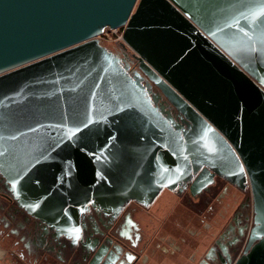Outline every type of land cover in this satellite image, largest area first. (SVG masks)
<instances>
[{
  "label": "water",
  "instance_id": "95a60500",
  "mask_svg": "<svg viewBox=\"0 0 264 264\" xmlns=\"http://www.w3.org/2000/svg\"><path fill=\"white\" fill-rule=\"evenodd\" d=\"M121 27L137 70L100 43ZM209 165L252 194L233 264H264V0H0V170L25 204L71 224Z\"/></svg>",
  "mask_w": 264,
  "mask_h": 264
},
{
  "label": "flooded vegetation",
  "instance_id": "af4514ba",
  "mask_svg": "<svg viewBox=\"0 0 264 264\" xmlns=\"http://www.w3.org/2000/svg\"><path fill=\"white\" fill-rule=\"evenodd\" d=\"M114 52L124 59L130 71L138 69L136 60L126 49L119 45ZM144 82L152 93H159L152 82ZM158 103L161 110L172 113L174 122L187 129L185 122L188 120L164 98H159ZM231 188L240 191L244 200L234 210L225 234L215 239L196 264H233L244 250L255 226L252 194L246 180L237 177L231 181L210 165L202 167L188 179L163 187L155 198L146 203L129 199L117 210H112L89 200L76 220L65 225L47 219V216L25 204L21 197L13 193L11 183L0 170V242L4 239L9 241V246H4L9 264H149L151 261L164 264L161 258L154 257L152 251L162 255L175 253L178 258L181 243L192 241L180 234L174 237L168 235L175 233L167 230L172 222L175 223L170 216L178 211L185 215L190 209L194 211L195 207L200 210L205 207L210 212L215 199L237 195ZM164 191L170 193L168 197H162ZM200 212L196 215L195 210L192 219L203 221ZM145 217L148 219L146 226L141 222ZM191 228L184 231L179 226L183 235H193ZM76 230H79L78 239L74 235ZM188 256L189 253L185 257ZM189 257L193 263L194 253ZM177 258L174 261L176 264Z\"/></svg>",
  "mask_w": 264,
  "mask_h": 264
},
{
  "label": "rangeland",
  "instance_id": "374dc122",
  "mask_svg": "<svg viewBox=\"0 0 264 264\" xmlns=\"http://www.w3.org/2000/svg\"><path fill=\"white\" fill-rule=\"evenodd\" d=\"M105 32L109 34H101V36L99 37L100 43H102L110 50L115 51L122 40L112 39L114 35L112 34L113 32L111 33V31L106 30ZM231 191L237 192L234 188H231ZM162 194V197H168L170 193L168 191H164ZM242 196L243 194L238 191L235 197L227 196L215 199V202L212 203L214 205V208L213 210L211 209L212 211L210 212H208L207 208L205 207H200L202 208L201 210L199 209V207H195L196 215L197 212L201 211L199 214L202 215L204 219L200 222L196 221L197 219H192L193 215L195 214V210L193 211V209H190V211L185 215L182 214V211H178V213H176L174 216H170V218L175 219V223L172 222L167 230L171 229V232L175 233L168 235H172L174 237L175 234H178L177 236H179L180 234V236L182 235L185 238L188 237V240L192 241L190 243H187L188 241L181 243L182 250L179 252L178 258L177 254L175 253H164L162 255L158 252L159 258H161L163 262L167 264H176L174 263V261L175 258H177V264H180L181 262L185 261V256L187 255V253L193 252L195 255V260L192 264H196L200 256L203 255V252L206 251L210 245L214 244L215 239L219 236H223L222 234H225L224 231L225 229H227L228 223L232 222L231 217L234 213V210L237 209L238 205L244 200V197ZM149 216L150 215H147L146 217ZM137 217L140 218L141 215H137ZM146 217L144 218V220L141 218V220H143L141 222L144 226H146L148 223V219ZM179 226L183 227L184 231L188 230L187 228L193 227L191 228L193 230V235H190L189 233H185V235H183L184 232L179 230ZM0 245L2 247L9 246V241L7 239H4L3 241L1 240Z\"/></svg>",
  "mask_w": 264,
  "mask_h": 264
},
{
  "label": "crops",
  "instance_id": "0c3cea01",
  "mask_svg": "<svg viewBox=\"0 0 264 264\" xmlns=\"http://www.w3.org/2000/svg\"><path fill=\"white\" fill-rule=\"evenodd\" d=\"M152 252L154 254V257L159 258L158 251H152ZM5 253H6L5 248L0 246V264H9V263L6 262L7 256H5ZM190 255H191V253H189V256ZM189 256L187 258L185 257V261L181 262L180 264H192V262H191L192 259ZM193 262H194V260H193ZM152 263L153 264H158L157 261H151L149 264H152ZM164 264H167V263L164 262Z\"/></svg>",
  "mask_w": 264,
  "mask_h": 264
},
{
  "label": "built area",
  "instance_id": "2783aa9c",
  "mask_svg": "<svg viewBox=\"0 0 264 264\" xmlns=\"http://www.w3.org/2000/svg\"><path fill=\"white\" fill-rule=\"evenodd\" d=\"M106 30H108V31H111V33L114 35V37H112V39H114V40H122V34H123V28L121 27V28H114V29H111V28H106L104 31H103V33H106L105 31ZM102 33V34H103ZM107 35L109 34V33H106ZM111 38V37H110Z\"/></svg>",
  "mask_w": 264,
  "mask_h": 264
},
{
  "label": "snow or ice",
  "instance_id": "6c2138e0",
  "mask_svg": "<svg viewBox=\"0 0 264 264\" xmlns=\"http://www.w3.org/2000/svg\"><path fill=\"white\" fill-rule=\"evenodd\" d=\"M75 238L78 239L79 238V230H76V232L74 233Z\"/></svg>",
  "mask_w": 264,
  "mask_h": 264
}]
</instances>
